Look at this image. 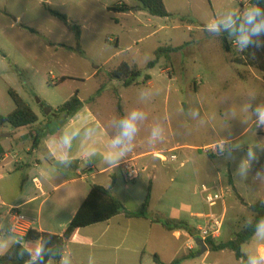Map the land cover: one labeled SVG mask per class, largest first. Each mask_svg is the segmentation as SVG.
I'll use <instances>...</instances> for the list:
<instances>
[{"label": "rangeland", "instance_id": "374dc122", "mask_svg": "<svg viewBox=\"0 0 264 264\" xmlns=\"http://www.w3.org/2000/svg\"><path fill=\"white\" fill-rule=\"evenodd\" d=\"M119 2L127 3L131 11L108 10ZM46 3L81 27L80 39L48 12ZM164 3L172 16H152L137 0H0V112L7 115L15 108L10 89L42 117L47 115L42 103L59 107L77 90L82 100L90 102V97L104 85L90 105L94 112H100L103 124L106 119L110 121L113 131L105 125H93L79 134L81 144H77L76 152L81 153H77V164L89 167L95 163L97 154L102 153L105 161L108 154L123 147L138 152L160 149L155 154L164 153L169 159L176 155L175 161L165 163L155 155L135 159L140 175L133 182L124 179L122 167L114 168L118 194L141 200L149 185V171L142 170L145 162L150 160L158 169L167 164L179 176L170 183L173 190L156 195L152 206L170 218H177L179 209L181 213L197 210L209 215L211 210L221 213L225 205L223 231L216 241H227L253 221L255 215L238 195L249 204L264 198V175L251 168L254 162L264 161V123L259 121L256 111L264 108V73L233 63L242 50L239 40L232 52L226 53L216 33L218 22L239 13L242 4L246 10L249 2L164 0ZM181 17L187 19L182 21ZM190 18L197 24L189 25ZM78 45L83 52L71 49ZM178 46L182 49L173 52L169 59L162 57L154 68L147 69L156 49ZM122 62L141 70L138 85L125 87L122 81L109 79L108 73ZM148 73L152 78L144 84ZM62 77L67 79L61 82ZM119 102L123 120L133 111L137 113L134 135H122ZM13 129L8 125L0 133L8 135ZM221 142L224 144L220 145ZM214 143L221 147L203 148ZM83 153L89 157L80 161ZM260 165L264 166V162ZM263 169L259 170L264 173ZM89 173L86 180L89 185L99 178L108 179L109 175H98L97 170ZM92 174L98 178L93 179ZM202 183L216 184L214 187L224 193V202L211 209L202 200ZM124 199L121 201L127 209L132 208L134 200ZM180 217L196 228L203 225L201 219L192 218L189 213ZM7 237L19 240L9 232ZM4 239L0 241L1 251L7 246ZM183 244L184 240L168 242L163 258L171 262L181 256ZM260 244H264V231L244 244L242 251L249 258L258 257ZM209 252V256L197 254L186 264L240 262L230 250Z\"/></svg>", "mask_w": 264, "mask_h": 264}, {"label": "crops", "instance_id": "0c3cea01", "mask_svg": "<svg viewBox=\"0 0 264 264\" xmlns=\"http://www.w3.org/2000/svg\"><path fill=\"white\" fill-rule=\"evenodd\" d=\"M82 101L84 103L82 108L66 120L62 115L47 114L42 117L38 116V122L32 127L16 128L8 135L0 133V231L4 233L2 238L5 237L4 240H7V246L2 250L3 253L0 250V256L4 255L17 242L16 239L7 237L10 228L8 212L11 207H18L19 211L32 221L31 228L35 227L42 232L63 235L68 223L93 185L87 184L86 181L92 170H97L98 175L109 174L108 179L99 178V180H96L98 175L92 174L93 179L97 181L94 184L109 189L112 195L120 201H125L126 197L131 198L135 203L128 210L142 212L145 217H128L122 213L106 222L81 228L72 241L66 245L59 264H156L153 259L156 254L163 262L170 263L163 258L165 246L168 242L169 244L180 243L182 240H184V244L181 256L195 251L194 238L198 237L201 226L194 227L190 221H185L180 215L189 213L190 217L201 219L204 225L209 215L215 212L211 210L210 214L206 215L197 210H183L181 213L179 209L176 210L179 212V216L170 218L164 211L157 210L152 206L156 195L163 196L173 190L170 183H174L179 175L173 173L170 166L162 164L161 169H158L156 164L147 160L142 167L143 171H149L147 177L152 188L151 198L146 208L143 206L146 196L141 200H135L128 194L124 193L125 197L118 194L114 168L121 167L122 162L126 159L137 160L150 155L154 156L160 149L138 152V150L129 151L124 147L120 148V151H124L125 155L116 166H110L106 160L104 161L102 153L95 156V163H91L89 167L85 163L77 164V153H81L76 152L77 144H81L78 140L79 134L85 133L93 125H105L113 131L110 121L105 118L103 124L100 121V112H94L90 102ZM48 106L53 110L60 107L50 103ZM34 140L38 142L35 146H33ZM219 144L222 145L224 142ZM220 145L206 144L203 148L221 147ZM82 147L86 148L85 143ZM88 157L89 155L83 153L80 161L87 160ZM263 162L262 160L254 162L251 166L255 170L254 172L261 176L264 175L263 171H260L264 167L260 165ZM202 185L208 184L202 183L201 189ZM231 185L236 188L234 183ZM261 199L264 200V198ZM223 209L226 210L225 205ZM63 216L64 219H62ZM158 219L185 221L198 232L192 236L183 229L169 231ZM258 250L260 253L264 252V244H260ZM209 253L208 251L205 255L209 256ZM190 259L182 264H186Z\"/></svg>", "mask_w": 264, "mask_h": 264}, {"label": "trees", "instance_id": "16d2710c", "mask_svg": "<svg viewBox=\"0 0 264 264\" xmlns=\"http://www.w3.org/2000/svg\"><path fill=\"white\" fill-rule=\"evenodd\" d=\"M144 9L152 16L157 17H170L172 14L168 12L164 0H137ZM249 6L246 8H252L254 6L264 10V0H248ZM48 12L53 16L61 20L65 26L72 30L78 39L81 38V27L70 20V18L47 4ZM131 7L125 2H119L108 7L111 12L126 13L131 11ZM244 5H242L239 13L232 15L235 20V29L226 28L225 22L217 23V35L220 39L222 49L226 53H231L233 50L234 43L240 39L239 26L242 22L244 15ZM187 18L181 17L182 21ZM259 19V18H258ZM188 24L196 25L197 21L193 18L187 20ZM118 23V20L116 19ZM35 32L33 29H29ZM253 43L247 48H242L240 54L233 58V63L255 67L264 73V34L259 36L251 37ZM236 44V43H235ZM83 52L78 45L77 48H71ZM182 49V46L178 47H159L155 51V58L148 62L147 69H152L159 63L162 57L170 58L173 52H177ZM142 76L141 70L135 65L131 66L128 62H122L116 69L108 73L110 80L122 81L125 87L132 85H138V78ZM151 75L145 74L143 82L144 84L151 80ZM67 77H62L61 82H64ZM264 80V76H263ZM104 85L98 88L95 95L90 97V102L95 99L96 96L100 95L103 91ZM15 108L12 112L7 115L0 113V129L10 125L14 129L21 127H32L38 122L39 117L34 110L24 101V99L13 89L9 90ZM83 101L79 97V91L77 90L72 97L62 104L57 110H53L46 103H42L45 107L47 114L62 115L66 120L69 117L74 116L83 106ZM118 109L122 115V105L118 103ZM37 140H34L33 146L37 144ZM230 183L233 184L232 180ZM236 191V188H233ZM152 188L151 183L148 187L146 199L144 201V208L149 204L151 198ZM239 200L248 209H250L255 215L253 221L249 222L243 229L235 234V236L227 241L217 242L215 239H206V244L209 247V251H220L230 250L236 258L240 261V264H249V258L242 251L244 244L249 242L253 236L257 233L258 226L264 221V200L260 199L257 202L248 204L244 198L238 195ZM124 213L128 217L143 216L142 212L129 211L122 201L112 195L109 189L103 186L93 184L91 185L90 191L78 208L74 217L68 223L67 228L63 235H56L49 232H42L39 229L32 227L24 239H19L11 248L2 256H0V264H59L62 259L66 245L72 241L78 230L91 225H95L101 222H106L111 218ZM158 221L162 222L163 226L169 231H176L179 229L186 230L190 235L195 236V228L189 226L185 221L176 222L174 220L165 219ZM37 250L40 254L37 255ZM199 253L197 248L195 251H190L187 255L180 256L174 259L170 263H165L156 254L153 256L156 264H182L189 258L196 256Z\"/></svg>", "mask_w": 264, "mask_h": 264}, {"label": "built area", "instance_id": "2783aa9c", "mask_svg": "<svg viewBox=\"0 0 264 264\" xmlns=\"http://www.w3.org/2000/svg\"><path fill=\"white\" fill-rule=\"evenodd\" d=\"M243 2V0H240ZM243 5V4H242ZM155 157L162 162H168L169 160L175 161L177 159L176 155H171L170 159L164 153H157ZM123 177L128 182L135 181L140 175V167L135 159H126L121 164ZM201 195L204 202L209 207H215L222 201L224 202L225 196L221 190L216 187L202 185ZM10 228L9 232L19 239H24L31 229L32 221L21 213L18 207H11L8 212ZM226 217V210L223 209L221 213H211L207 218L205 224L199 228L198 237L203 240L206 239H217L222 235L224 220ZM4 233L0 231V239L3 237ZM202 264H212V263H202Z\"/></svg>", "mask_w": 264, "mask_h": 264}, {"label": "clouds", "instance_id": "9594fccd", "mask_svg": "<svg viewBox=\"0 0 264 264\" xmlns=\"http://www.w3.org/2000/svg\"><path fill=\"white\" fill-rule=\"evenodd\" d=\"M225 27L235 29V20L231 15L228 17V20L225 23ZM239 31L241 33L239 45L241 48H247L251 43H253L251 37L264 34V10L256 6L247 9L244 12L242 22L239 26ZM256 111L259 115V121L261 123H264V108H258ZM136 116L137 113L133 111L128 118L121 121L123 127L122 135L131 136L135 134L136 125L134 121L136 119ZM155 135L156 130L154 129L153 137H155ZM124 155V151H114L108 154L105 157V160L107 163H109L110 166H116L118 165L119 160ZM262 231H264V221H262L261 225L258 226L257 234H260ZM39 254L40 251L37 250V255ZM262 262H264V252H261L258 257H251L249 259V264H262Z\"/></svg>", "mask_w": 264, "mask_h": 264}, {"label": "water", "instance_id": "95a60500", "mask_svg": "<svg viewBox=\"0 0 264 264\" xmlns=\"http://www.w3.org/2000/svg\"><path fill=\"white\" fill-rule=\"evenodd\" d=\"M44 1H47V0H44ZM194 241L196 243V246L199 249L198 256H202L203 254H205V253H207L209 251V247L206 244L205 240H203L200 237H195Z\"/></svg>", "mask_w": 264, "mask_h": 264}]
</instances>
